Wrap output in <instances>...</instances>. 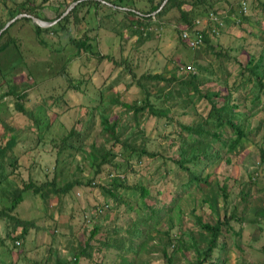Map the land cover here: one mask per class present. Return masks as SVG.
Returning a JSON list of instances; mask_svg holds the SVG:
<instances>
[{
  "label": "rangeland",
  "instance_id": "1",
  "mask_svg": "<svg viewBox=\"0 0 264 264\" xmlns=\"http://www.w3.org/2000/svg\"><path fill=\"white\" fill-rule=\"evenodd\" d=\"M24 1L26 0H17L18 3ZM64 4L63 0H52L50 7L46 5L40 9V15L53 21L60 13V10L57 9L58 6L62 5L61 11H67L73 7H65ZM242 8H244V5ZM244 11L246 16L251 18L252 23L249 24L244 21L242 23L240 21L239 24H235L232 21L227 22L224 18H221L223 21L222 27L216 28L213 23L196 26L197 30H201L202 33L204 32L207 35L208 45L203 41V44L190 55L187 50L179 49L175 43L176 39H174L173 30L177 28V23L174 16H171L172 24L165 26L159 32L154 30V33L146 40H139L137 36L125 29L121 31L123 36L118 35L116 30H113L115 24L103 22L101 27L89 14L86 17L88 22H85L83 27L78 26L77 29L74 28L73 24L67 25L75 36L76 34L81 35L83 28L88 27V36L93 38L90 42H93L96 47L88 53L83 50L81 55H77L78 47L75 43L69 41L71 36L74 37L71 33H69V36L62 34L60 38L53 33H44L49 37L46 40V44H41L36 39L33 22L23 20L11 28L12 35L19 38L21 59L18 60L19 67L14 68L10 75L9 82L13 83L8 85L4 83L0 86V139L4 143L5 139L13 133V130L10 131V127L15 131H23L19 126L23 127L26 125L29 120L28 116L30 119H37L42 125L38 128H33V131L42 137V142L38 143L36 150H32L33 146L31 147L28 141L35 142L37 136L32 141L27 133L21 135L20 138H25L26 141L23 142V145L15 148L16 154L14 156L18 159L19 167L27 171L29 178L41 181L44 176L42 171L48 172L51 177L55 168L54 164L58 161L57 171L64 170V176L60 178L62 179L60 181L61 186L74 180H78L84 185L88 179L93 181V187L75 186L71 193L64 197V203L59 207L58 211H55L56 208H52L49 211L57 225L54 240H51L52 227H48L54 224L50 221L46 223L43 220L46 217L39 201L31 193L23 194L24 201L20 203V206H17L16 214L21 221L25 219L34 221L36 228H31L25 238L19 241V249L13 251L20 252V257L16 264H34V261L40 260L47 255L48 247L57 250L60 256H62V252H74L71 247H75L78 242L81 243L85 234L84 226L89 224V220L94 224L102 225L103 233L106 236L108 233L112 235V238L107 241L110 244H114L116 240L115 230L120 229V234H117V236H126L123 232L130 230L135 227L136 223H139L138 220L134 221L136 218L135 214L131 210H127L129 202L133 207H136V202L139 201L138 193H135L134 190H120L118 198L114 200L106 196L101 190L100 186L110 184L108 178V174L111 171L110 168H107L99 178L94 179V171L89 166L91 165L90 160L82 155L83 152L79 151V153L69 155L66 151L64 152L63 147V155L60 158L57 157L61 137L74 127L79 119V111L81 109L98 104L93 100L97 97L99 101V94L103 95L105 102H110V100L120 97L122 102L132 104L142 98L140 96L142 95L141 84L147 87L152 96L157 87L170 89L175 97L174 100L171 98V105H173L174 101L177 102L174 109L175 114H173L175 117L172 116V120L176 118L183 125L182 129L178 122L166 125L169 121L158 117L147 120L144 122V127H142L145 131V136L150 138L149 145L146 147L147 150L164 153L170 158L145 160L140 163L135 158L130 161L133 170L130 169L126 175L120 172L119 175L121 177L124 176V179L128 178L131 184L134 183V178H138V180L146 184L149 182V186L151 185L155 187V190L162 192L166 191L167 184L174 187L177 183L189 179L190 175L188 173L182 175L183 170L175 163L181 152L180 138L189 139L188 134L184 131V126L194 123L198 119L199 114L206 115L209 105L200 96L192 93V85H190L191 93L189 95L179 93L182 88V84L179 81L189 80L191 76L186 70V72L180 70V68L176 70L177 64L186 67L191 66L194 69L192 74L196 77V84L200 92H211L223 88L226 85L225 81L229 85L236 84L237 79H235V76L241 71L246 61L249 60V55H254L255 59H259L263 55L264 17L261 11L255 8L250 1L246 3V10ZM84 13L85 10L81 11L78 17H82ZM255 22L260 23L261 26L259 27ZM234 47L238 49L240 47L243 53L240 54L241 50L238 52V49L234 53L232 49ZM230 49L231 52L229 53ZM79 52L81 53V50ZM220 52H226L228 56L224 57ZM218 54L219 57H217ZM5 61H9L10 65H16L12 50H9ZM144 74H162L165 75L166 80L159 82L152 80L143 81L142 76ZM172 74L177 75L178 81L171 79ZM69 79H74V81L69 82ZM155 83H157L156 87ZM26 85L28 87L25 88ZM8 86L13 88L14 94L5 97L4 94L9 89ZM68 88L69 90H67ZM23 90L26 91L24 93L25 98L21 102L24 114L21 115L16 107L17 99L15 95L21 94ZM234 96L239 99L243 98L238 94ZM247 97L250 98V95ZM188 101L192 102V104L189 105V108L184 109ZM53 103H56V108L51 111L52 107L55 106ZM241 105H243L240 108L241 110H244L245 107H252L248 100ZM113 110L114 113H119L123 108L114 107ZM53 113H59L60 117L53 126L50 125L49 130L47 123H50V117ZM250 122L252 127L257 126L258 119H251ZM78 126L82 130L80 132L84 135L87 132L86 128H90V125L86 122H78ZM98 128L99 125L97 124L96 133H98ZM160 131L165 135L162 140H158L156 137ZM231 134L232 131L230 129L224 130L225 137ZM84 135L83 137H85ZM53 140H57V143H54ZM84 142V153L89 154L91 151L89 143H87L89 140H84ZM214 146L215 148H220L218 143H214ZM261 148L264 150V126H261L253 140H246L239 151L230 154V162L227 163L222 158L220 161L213 163L214 165L210 164L212 166L207 165L206 162L208 163V161L206 160L201 161L197 166H192L195 174H199L201 177V183L200 186L194 187L188 196H183L180 207L183 218L182 226L177 222L175 226L183 227V230H192L195 227L194 216H202L205 221L207 216L210 217L209 215L211 214L215 219L222 218L223 206L219 208L217 213H213L204 203L207 199L210 200L209 196L213 194V191H217V179L221 180L220 184L225 185L226 189L228 187V211L231 210L237 198L239 202L244 199V196L238 191H245L250 187L252 193L246 190L243 192L244 195L253 196L259 194L263 190L261 188L264 187V159ZM29 149L33 152L26 155ZM222 150L221 147L219 152ZM71 156H74V158L71 159ZM227 156L225 155L224 158H227ZM79 167L80 169L82 168V171ZM10 172L11 170L6 164V174L9 175ZM206 174L211 177L204 181L202 176ZM21 177L25 179L26 174L22 173ZM250 177L255 179L251 186L248 183V178ZM7 184L0 188V194H2L1 190H4ZM10 188L15 189V186L12 184ZM248 199L247 208L251 217L249 222L253 225L249 234H252L254 232L253 218L259 222L257 220L258 209H253L252 200L251 198ZM5 202L0 201V210H3ZM55 204V202H52L53 207ZM105 205H108L109 208H106L103 214L95 216V207L99 206L101 208V206ZM242 205L243 203H239V207L237 206L238 208L235 211L237 215L238 213L241 214ZM262 225L264 227V224ZM4 226V223L0 221V236L5 238L6 228ZM242 226L249 227L248 223H243ZM7 228H11V226L8 225ZM156 228L159 231H167L168 226L162 222ZM18 231H21V229H18ZM18 231L16 232L19 233ZM154 234L152 232L151 236ZM262 239L259 244L261 243V246L264 247V235ZM154 244L155 240L147 243V249L141 254L138 263L166 264L162 260L160 253L157 252L158 250L154 249ZM94 245L95 242H93ZM8 246L9 248L12 247L9 241ZM98 249L100 250L101 247ZM120 249L116 247L103 250L101 253L104 254L96 255L92 264H117L119 254L124 253ZM229 249H231V253L236 251L233 247ZM243 250L246 251L245 260L248 264H264V253H251L249 248H243ZM262 251H264V248ZM9 252L8 247H1L0 241V260L3 261L1 264H11L14 257L12 258ZM96 253L99 252L96 250ZM65 255L69 256L67 253ZM230 256L231 264H235V261L239 260L238 258H233V254ZM178 257L180 260L178 264H196L197 261L194 252H189L186 258L181 255ZM80 264H87V262Z\"/></svg>",
  "mask_w": 264,
  "mask_h": 264
},
{
  "label": "trees",
  "instance_id": "2",
  "mask_svg": "<svg viewBox=\"0 0 264 264\" xmlns=\"http://www.w3.org/2000/svg\"><path fill=\"white\" fill-rule=\"evenodd\" d=\"M51 1L26 0L22 3H18L17 0L0 1V29L5 23L21 14H28L43 20L52 21V19H47L45 16L40 15V9L46 5L50 7ZM249 1L252 5L254 4L255 8L261 11L264 17V0H169L161 10L159 8L165 0H63L65 7L77 5L74 10L65 16L63 14L66 11H61L62 5L58 6L57 9L60 10V13L53 19L55 23L52 25L43 27L34 23L31 18H22L14 21L2 31L0 34V86L4 83H7V85L13 83L9 82L10 75L14 71V68L19 67L18 60L21 59V45L18 42L19 38L12 35L11 28L23 20L33 22L36 39L41 44H46L49 36H46L44 33L56 34L58 38L62 34L65 36H69V33L74 35L67 25L73 24L74 28L77 29L78 26L83 27L85 22H88L86 17L89 14L101 27L103 26V22L115 24L113 30L115 29L118 35L123 36L121 31L125 29L134 34V36H137L139 40H146L154 33V30L159 32L165 26L172 24L171 16H174L177 23V28L173 30L174 39H176L175 43L179 49L187 50L190 55L195 49L189 47L188 42L183 39L182 35L185 31L191 32L194 30L197 20L207 18L211 13H218L219 17L224 18L227 22L232 21L235 24H239L240 21H244L250 24L252 20L249 16H246L242 8L243 4ZM83 10H85V13L82 17H78L80 16L79 13ZM54 11L57 13L55 9ZM211 23L208 21L206 24L210 25ZM255 23L259 27L261 26L260 23ZM214 25L218 28V24ZM87 31L88 27L83 28L81 35L76 34V36L74 35V37L71 36L69 38V41L75 43L78 47L77 55H81L83 50L88 53L96 47L93 42H90L93 38L88 36ZM202 35L204 43L208 45L207 35L204 32ZM240 47L239 49L237 47L232 48L233 52L236 53L237 49L239 52L241 50ZM9 50L13 52L15 66L13 64L10 65L9 61H5ZM79 50H81V53ZM230 52L231 49L229 50ZM262 52L263 55L259 59H255L254 55H249V60L246 61L241 71L235 76V79H237L236 84L229 85L225 81L226 85L223 88L211 92H200L196 84V77L191 72H189L191 79L179 81L182 84L179 93L189 95L191 93L190 85H192V93L200 96L209 105V109L206 115L199 114L198 119L194 123L184 126V131L188 134L189 139L185 137L180 138L181 152L175 163L183 170L182 175L186 173L190 175L189 179L177 183L174 187L167 184L166 191L164 192L155 190V187L149 186V182L146 184L138 180V178H134V183L131 184L128 178L124 179V176L121 177L119 173L121 172L126 175L130 169L133 170L130 161L135 158L139 163L145 160L170 158V156H166L164 153L147 150L146 147L149 145L150 138L145 136V131L142 127H144V122L151 118L155 119L154 117L169 121L166 125L178 122L176 118L172 120V116L175 114L174 109L177 105L175 101L171 105V100L175 99L173 92L165 87H157L152 96L147 87L141 84L142 95L140 96L142 98L140 101L128 104L122 102L120 97H117L110 100V102H105L103 95L99 94V101L97 97L93 100L98 103L97 105L81 109L79 111V119L76 121L74 127L61 137L57 157L60 158L65 151L69 155L79 153V151L83 152L82 155L90 160L91 165L89 166L94 171V179L99 178L107 168H110L111 171L108 174L110 184L100 186L101 190L106 196L114 200L118 198L120 190H134L135 193H138L139 201L136 202V207H133L129 202L127 210H131L135 214L136 218L134 221L138 220L139 223H136L135 227L130 230L124 231L123 234L126 236H117V234H120V229L115 230L116 240L114 244H110L107 241L112 238V235L108 233L106 236L103 233L102 225L94 224L89 220V224L84 226L85 234L83 240L81 243L78 242L75 247H71V249H74V252H62V256H60L57 250L48 247L47 255L40 260L34 261V264H80L82 262L92 264L96 255L104 254L101 253L103 250L116 247L121 248L120 251L124 252L119 254L117 264H144L143 262L138 263V260L141 254L146 251V245L151 240H155L154 249L158 250L157 252L160 253L162 260L166 264H178L180 261L178 256L181 255L186 258L189 252H194L196 255V264H231L229 259L231 253L230 247H233L237 251L234 252L237 253L238 264H248L245 260L246 251L243 248H249L251 253H260L261 250L254 247L255 242L253 240L244 241L243 239L244 228L242 224L248 212V198L251 196L248 194L244 195L243 192L248 190L251 193L250 187L245 191H238L244 196V199L239 202L237 198L231 210L228 211V187L226 189L225 185L220 184L221 180L217 179V191H213V194L209 196L210 200L207 199L204 203L213 213H217L219 208L223 206L222 218L215 219L211 214L209 215L210 217L207 216V220L205 221L202 216H194L195 227L192 230H183V227L175 226V224L177 222L181 225L183 221L182 212H180L183 196H188L193 188L200 186L201 183V177L199 174H195L192 166H197L203 160L208 161L206 164L209 166H212L210 164L218 162L222 158L227 163L230 162V154L239 151L246 140H253L261 126H264V45ZM220 53L224 57L228 56L226 52ZM242 53L243 50H241L240 54ZM217 57H219V54ZM7 66H9L8 69H6ZM185 67L184 65L180 66V64H177L176 70L179 68L181 70ZM61 71L65 72L64 70ZM65 74L68 73L65 72ZM171 77L173 81H178L177 75L172 74ZM142 78L143 81L152 80L159 82L166 80L165 75L162 74H144ZM71 81H74V79H69V82ZM156 85L157 83H155V87ZM8 88L4 94L5 97L14 94L13 88L10 86ZM25 91L23 90L21 94L15 95L17 99L16 107L18 113L21 115L24 114L21 102L25 98ZM235 94L243 98L239 99L234 96ZM247 94L250 95V98L247 97ZM247 100L252 104V107L246 108L244 106L245 109L241 110L240 108L243 106L241 104ZM190 104L192 102L188 101L184 109L189 108ZM53 105L55 106L52 107L51 111H54L56 108V103H53ZM114 107H122L123 110L119 113H114ZM82 111L84 112L81 113ZM262 115L263 117H261ZM59 117V113H53L50 117V123H47V127L53 126ZM28 118L29 120L25 126H19L23 131H15L10 127V131L13 130V133L5 139L4 143L0 139V188L8 183L5 189L1 190L2 194H0V201H6L3 210H0V221L5 225L6 236L5 238L4 236H0V241L1 247H8L10 256L14 257L11 264H16L20 257V252H13L19 249V241L25 238L31 228H36L34 221L26 219L21 221L16 214L17 206H20V203L24 201L23 194L31 193L39 201L43 208V214L46 217L43 220L46 223L50 221L54 224L53 226H48L52 227L51 240H54L57 225L52 214H49V211L52 208H56L55 211H58L59 207L64 203V197L71 193V190L75 186L93 187V181L90 179L85 181V185L78 182V180H74L66 182L61 186L60 181L62 179L60 178L64 176V170L57 171L58 161L54 164L55 168L51 177L48 172L42 171L44 176L41 181L29 178L27 171L19 167L18 159L14 157L16 154L15 148L23 145V142L26 141L25 138H20L22 134L27 133L32 141L37 136L35 142L28 141L31 147L33 146L32 150H36L38 143L42 142V137L33 131V128H38L42 125L41 122L37 119H30L29 116ZM251 119H258L257 126H251ZM78 122H86L90 125V128H86L87 132L85 135L80 132L82 130L79 129ZM97 124L99 125L98 133L95 132ZM180 125L182 129L183 125ZM227 128L232 131V134L225 137L224 130ZM156 137L158 140H162L165 138V135L160 131ZM86 139L89 140L87 143H89L91 148L89 154L84 153V140L88 141ZM53 142L57 143V140H53ZM214 143H218L220 148H215ZM221 147L223 149L222 153L219 152ZM32 150L29 149L26 155L33 152ZM261 151L264 159V150L262 148ZM225 155H228L227 158H224ZM73 158L74 156H71V159ZM6 164L11 170L9 175L6 174ZM80 170L82 171V168ZM22 173L26 174L25 179H22ZM209 177L211 176L206 174L202 176V179L205 181ZM254 181V178H248L249 186ZM12 184L15 186V189L10 188ZM52 202L56 203L54 207L52 206ZM239 203H243V205L241 206V214L238 213V216L235 211L239 207ZM98 207L94 209L95 216L103 214L106 208H109L108 205L101 206V208ZM252 221L254 225H258L259 228L264 229L262 227L263 221L257 222L254 218ZM162 222L168 226L167 231L157 230L156 226ZM8 225L11 228H7ZM249 225L251 228L253 227L250 222ZM18 229H21V231H18ZM152 232L155 234L151 236ZM8 241L12 244L11 248L8 246ZM93 242H95L94 246ZM99 247H101L100 250L98 249ZM96 250L99 253H96ZM65 253L69 256H66ZM2 262L0 260V264Z\"/></svg>",
  "mask_w": 264,
  "mask_h": 264
},
{
  "label": "crops",
  "instance_id": "3",
  "mask_svg": "<svg viewBox=\"0 0 264 264\" xmlns=\"http://www.w3.org/2000/svg\"><path fill=\"white\" fill-rule=\"evenodd\" d=\"M261 189H263V190L260 192V193H262L260 196H257V195L260 194L259 193V194H255L253 196H250V198L252 200L251 204H252L253 209H258V211H257V214H258L257 220L258 221H263V224H264V219H263V217H264V187H262ZM249 215H250V213L248 212L246 217H245V220L243 221V223H248V225H249V221H251L250 220L251 217ZM243 228H244V230H243L244 231L243 232L244 241L253 240L255 242L254 247L257 248V249L261 248L260 249L261 250L260 253H264V251H262L264 247L261 246V243L259 244V242H262V240H263L262 236L264 235V229L259 228L258 225H254V230H253L254 232L252 234H249V231L251 230L250 225H249V227H243ZM250 236H252V238H250ZM231 254L234 255L233 258H235V259L238 258L237 253L236 254L235 253H230V255ZM237 262L238 261H235V264H237Z\"/></svg>",
  "mask_w": 264,
  "mask_h": 264
},
{
  "label": "built area",
  "instance_id": "4",
  "mask_svg": "<svg viewBox=\"0 0 264 264\" xmlns=\"http://www.w3.org/2000/svg\"><path fill=\"white\" fill-rule=\"evenodd\" d=\"M243 5H244V8H243V11H244V10H246V3H244ZM217 14L211 13V14H209V16L207 18L201 19V20H197L195 22V24H196L195 27L199 26V25H204L208 21L212 22L213 24H218V27H222L223 26V21L219 17V14L218 15ZM182 36H183V39H185L188 42L189 47L191 49L199 48L203 44L202 31L201 30H197L196 28H194V30H192L191 32L190 31H185ZM181 70L184 71V72L187 71V72L194 73V71H193L194 69L192 67L182 68Z\"/></svg>",
  "mask_w": 264,
  "mask_h": 264
},
{
  "label": "water",
  "instance_id": "5",
  "mask_svg": "<svg viewBox=\"0 0 264 264\" xmlns=\"http://www.w3.org/2000/svg\"><path fill=\"white\" fill-rule=\"evenodd\" d=\"M86 1H88V0H86ZM168 1H169V0H165V2L161 4L159 10H161L162 8H164L165 5L168 3ZM76 5H77V4L73 5V7H71V9L74 8ZM71 9L67 10V11L63 14V16H65L69 11H71ZM159 10H158V11H159ZM63 16H62V17H63ZM22 18H31V19L33 20L34 23H36V24H38V25H40V26H43V27H48V26L52 25L53 22H55V21H52V22H51V21H45V20H43V19H41V18H39V17H34V16H32V15H28V14H21V15L17 16L16 18H13L12 20H10V21H8L7 23H5V24L3 25V27H1V29H0V34L2 33L3 30H5V29L8 27L11 23H13L14 21H17V20H19V19H22Z\"/></svg>",
  "mask_w": 264,
  "mask_h": 264
}]
</instances>
